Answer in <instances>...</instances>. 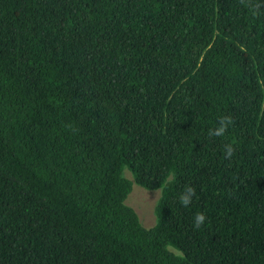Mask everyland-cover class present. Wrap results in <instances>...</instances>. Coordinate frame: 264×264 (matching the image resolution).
<instances>
[{"label":"trees","instance_id":"16d2710c","mask_svg":"<svg viewBox=\"0 0 264 264\" xmlns=\"http://www.w3.org/2000/svg\"><path fill=\"white\" fill-rule=\"evenodd\" d=\"M0 264H264V0H0Z\"/></svg>","mask_w":264,"mask_h":264},{"label":"rangeland","instance_id":"374dc122","mask_svg":"<svg viewBox=\"0 0 264 264\" xmlns=\"http://www.w3.org/2000/svg\"><path fill=\"white\" fill-rule=\"evenodd\" d=\"M159 198L160 191H148L137 185L128 198L127 204L134 208L146 228L155 224L154 210Z\"/></svg>","mask_w":264,"mask_h":264},{"label":"clouds","instance_id":"9594fccd","mask_svg":"<svg viewBox=\"0 0 264 264\" xmlns=\"http://www.w3.org/2000/svg\"><path fill=\"white\" fill-rule=\"evenodd\" d=\"M219 123H220V127L214 133V135L216 136H222L225 133L228 124L231 123V118L222 117ZM227 154L231 156L232 154L231 146H227ZM192 195H194V189L191 188L187 189V194L181 197V203L184 206H187L190 203V199ZM194 219H195L194 227L199 228L205 221V215L202 213H197Z\"/></svg>","mask_w":264,"mask_h":264}]
</instances>
